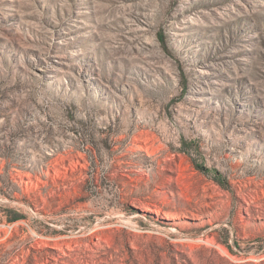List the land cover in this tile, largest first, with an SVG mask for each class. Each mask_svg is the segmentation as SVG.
I'll list each match as a JSON object with an SVG mask.
<instances>
[{"label": "rangeland", "instance_id": "374dc122", "mask_svg": "<svg viewBox=\"0 0 264 264\" xmlns=\"http://www.w3.org/2000/svg\"><path fill=\"white\" fill-rule=\"evenodd\" d=\"M0 264H264V0H0Z\"/></svg>", "mask_w": 264, "mask_h": 264}, {"label": "bare ground", "instance_id": "6f19581e", "mask_svg": "<svg viewBox=\"0 0 264 264\" xmlns=\"http://www.w3.org/2000/svg\"><path fill=\"white\" fill-rule=\"evenodd\" d=\"M57 261H59V260H57Z\"/></svg>", "mask_w": 264, "mask_h": 264}]
</instances>
